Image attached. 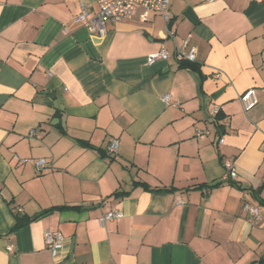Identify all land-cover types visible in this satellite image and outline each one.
I'll return each mask as SVG.
<instances>
[{"label": "crops", "instance_id": "obj_1", "mask_svg": "<svg viewBox=\"0 0 264 264\" xmlns=\"http://www.w3.org/2000/svg\"><path fill=\"white\" fill-rule=\"evenodd\" d=\"M170 1L97 38L99 0H0V264H264V0Z\"/></svg>", "mask_w": 264, "mask_h": 264}, {"label": "built area", "instance_id": "obj_2", "mask_svg": "<svg viewBox=\"0 0 264 264\" xmlns=\"http://www.w3.org/2000/svg\"><path fill=\"white\" fill-rule=\"evenodd\" d=\"M202 1H214V0H202ZM170 0H99V11L98 13L90 17L89 8L85 4H82V10L78 15L80 20H85L90 28L93 36L97 38H102L106 34L107 24L109 22H117L126 18H133L139 9L143 10L142 18L147 19L150 12L155 11L163 15L166 22L169 20V7ZM170 57L169 51L165 48L149 54L148 62L153 64L157 60H166ZM177 57L180 60H185L192 62L196 58V48L189 44L188 41L184 43L183 46L178 48ZM165 101H169L170 95L166 94L163 96ZM241 101L246 109H249L256 105L258 102L256 97V91L254 88H250L241 95ZM220 113V107L215 106L213 110L214 116H218ZM208 131L197 129L196 134L201 136ZM220 143L225 142V138L221 137ZM119 142L114 140L109 145V150L111 152H117ZM38 169L42 170L48 167L49 162L46 158H39L35 161ZM225 169L227 171V179H236L238 176V171L236 165L232 161H226ZM244 210L247 211L255 220L261 219V212L258 206H253L250 203L244 205ZM124 216L122 211H110L105 213L99 218L101 225H104L107 220H114L116 218H121ZM45 241L46 245L51 251L53 256H58L60 251L65 246V236L61 231H55L47 229L45 231Z\"/></svg>", "mask_w": 264, "mask_h": 264}, {"label": "trees", "instance_id": "obj_3", "mask_svg": "<svg viewBox=\"0 0 264 264\" xmlns=\"http://www.w3.org/2000/svg\"><path fill=\"white\" fill-rule=\"evenodd\" d=\"M181 66L182 67H188V66H190V67L196 68V66H194L191 62L185 61V60H182ZM219 114H218V116H219ZM86 144H88V143H86ZM100 151L102 152L103 155H106V151L105 150H100ZM220 183H222V181L216 182L212 186L219 185ZM262 202L264 203V201H262ZM65 207H68V206H56V207L50 208V209L42 212L41 213V216L52 212L54 209H62V208H65ZM73 208H77V207H73ZM33 219L34 218H31V217L26 216V215L16 214V223L13 226L12 230L18 229L19 227H21L22 225H24L25 223H27V222H29L30 220H33Z\"/></svg>", "mask_w": 264, "mask_h": 264}]
</instances>
